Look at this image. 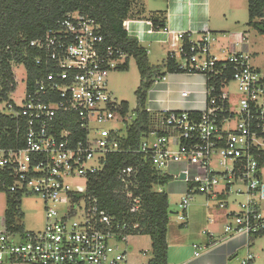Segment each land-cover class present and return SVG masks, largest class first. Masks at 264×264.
<instances>
[{
    "label": "built area",
    "instance_id": "obj_1",
    "mask_svg": "<svg viewBox=\"0 0 264 264\" xmlns=\"http://www.w3.org/2000/svg\"><path fill=\"white\" fill-rule=\"evenodd\" d=\"M192 35L172 33L177 43L171 42L169 56L177 59L182 73L205 76V109L147 106L150 126L137 150L127 143L137 112L131 114L129 105L125 112V102L108 89L110 74L125 67L129 56L108 44L100 24L79 11L69 12L30 43L37 51L36 77L30 82L23 65L27 75L22 97L16 99L15 90L0 102V195L8 200L0 264H127L128 252L120 245L130 237L124 233L126 224L88 196L90 181L104 171L108 156L122 152L142 155L161 175L185 185L177 213L182 224H187L197 195L205 196L208 205L214 202L229 221L220 241L205 231V245L244 236L247 257L240 264H255L253 239L264 233V73L248 53L226 59L212 55L210 30L200 32L199 40ZM165 80L159 77L155 85ZM231 82L239 93L234 102ZM188 94L184 91L182 97ZM138 175L133 166L117 174L131 213L139 212L142 204L131 190L137 188ZM28 196L44 205L45 222L38 232H26L17 223L22 199ZM231 205L237 211H228Z\"/></svg>",
    "mask_w": 264,
    "mask_h": 264
},
{
    "label": "trees",
    "instance_id": "obj_2",
    "mask_svg": "<svg viewBox=\"0 0 264 264\" xmlns=\"http://www.w3.org/2000/svg\"><path fill=\"white\" fill-rule=\"evenodd\" d=\"M141 2L143 0H0V102L6 100L17 88L13 63L25 65L30 82L36 77L37 51L30 48V43L55 27L67 13L79 11L100 24L108 44L119 47L128 54L129 60L134 58L136 61L140 73V83L135 92L138 101L137 120L127 143L137 150L142 132L150 126L148 96L156 80L168 73L181 72L177 59L170 56L162 65H153L148 49L126 31L124 23L129 18L139 17L143 11ZM248 13V25L264 35V0H248ZM149 19L155 30L166 28L165 11L152 13ZM129 60L121 70L128 69ZM226 75L230 80V68ZM218 88H221V84ZM123 106L126 112L128 103L125 102ZM260 165L264 167V152ZM132 166L139 169L137 188L131 189L142 200L137 213L130 212L124 185L117 178L121 169ZM171 181L172 178L161 175L149 162L144 161L142 155L122 152L108 156L104 171L94 176L88 187V196L96 199L101 209L126 224L125 234L150 236L152 248L148 264H169V197L165 192H160L159 188ZM13 209L9 212L10 222H13ZM185 225L181 224V227Z\"/></svg>",
    "mask_w": 264,
    "mask_h": 264
},
{
    "label": "crops",
    "instance_id": "obj_3",
    "mask_svg": "<svg viewBox=\"0 0 264 264\" xmlns=\"http://www.w3.org/2000/svg\"><path fill=\"white\" fill-rule=\"evenodd\" d=\"M231 8L239 10L243 7L242 0H143V11L139 17L129 18L125 22V28L131 37L136 38L144 47L148 49V55L151 59L154 54L159 55L164 62L172 51L171 42L177 41L172 33L193 32V39H200V32L210 30L214 38L212 44V55L222 59L228 56L244 53L242 50L230 51L226 57L223 55V46H239L244 39L242 33H228L226 27L236 23L233 19V12L228 10V3ZM141 8V9H142ZM237 13L235 15L238 14ZM165 11L167 22L165 30H155L148 22L149 16L154 12ZM226 12L228 14L224 13ZM222 15L226 20H222ZM152 22V21H151ZM153 23V22H152ZM234 42V43H233ZM231 48V47H230ZM166 80L156 85L152 96L151 107L157 110L168 109L174 111H195L200 112L205 109L206 104V79L199 74H188L182 72L168 73ZM152 91V90H151ZM150 91V94H151ZM188 92L187 97H182V92ZM263 182V175H262ZM264 185V183H263ZM185 194L186 187L183 185L178 191ZM264 198V186L262 189ZM264 202L261 200L260 204ZM189 211V210H188ZM178 213V210L176 214ZM178 215V214H177ZM192 219L194 212L191 213ZM225 212L217 215L214 219L215 228L208 231L215 237V241H220L224 237L223 229L228 222ZM189 222V215H188ZM187 222V223H188ZM181 227V224H180ZM171 225L168 227V262L169 264H228V261L238 257L243 250L246 238L244 236L235 237L225 243L214 247H207L209 237L202 240L203 244H197L196 239L186 240L184 234ZM182 228V227H181ZM177 229V230H176ZM183 235V236H182ZM259 238V237H258ZM253 239V245L255 240ZM131 245V255L133 261L140 259L142 264H148L145 261L144 252L152 248V241L148 235L130 236L126 246ZM127 250V249H126ZM200 252L196 257L195 253ZM130 257L128 253V262Z\"/></svg>",
    "mask_w": 264,
    "mask_h": 264
},
{
    "label": "rangeland",
    "instance_id": "obj_4",
    "mask_svg": "<svg viewBox=\"0 0 264 264\" xmlns=\"http://www.w3.org/2000/svg\"><path fill=\"white\" fill-rule=\"evenodd\" d=\"M228 3V10L233 12V19L236 20L232 26H227L228 33H242L244 38L238 47L232 44V46H223V55L220 57H226L227 53L237 50H242L244 53L251 55V63L255 66L256 69L264 73V35L259 34L253 27L248 25L249 22V13H248V0H242L243 7L239 10L236 8H231ZM238 14L235 15L237 13ZM226 13V12H224ZM227 14V13H226ZM228 18V14H227ZM222 20L226 18L222 15ZM234 43V42H233ZM172 47V46H171ZM172 49V48H171ZM150 59V57H149ZM159 55L154 54L151 57L150 62L153 65H162L163 62L160 60ZM224 59V58H222ZM13 73L17 79V88L15 91L16 99L20 100L22 97L23 91L25 89L26 82V70L25 67L21 64L12 65ZM205 78L203 74H199ZM140 83V73L134 58L129 60V66L127 70H117L110 74L108 89L112 93L113 97L116 98L119 102H126L129 105V111L131 114L135 113L138 107L137 96L135 94ZM156 85H154L151 94L148 96V107L151 105L153 92ZM229 92L231 93L232 101L238 98L239 93L237 91V86L234 82H231L229 85ZM165 173H170L166 170ZM263 183H264V167L262 169ZM183 184L179 181H171L165 186L160 187L159 189L165 192L169 197V219L173 227L179 228L182 224L179 220V215L176 214L178 210V205L180 204L183 194H180V188ZM238 202H245L246 197H234ZM7 197L0 195V233L3 232L2 221L5 217L7 211ZM215 203L210 202L208 205V199L205 196L197 195L191 202V206L188 211L189 222L184 226L180 227V231L184 234L186 240L196 239L197 244H203V239H205V231H213L216 227L214 219L217 215H220L222 211L214 207ZM261 209L264 211V202L261 203ZM192 211L194 216L192 219ZM228 211H237L235 205H231ZM21 213L22 217L17 221L18 224H21L26 232H38L43 229L45 222L44 215V205L38 197L28 196L23 197L21 202ZM214 227V228H213ZM177 230V229H176ZM183 236V235H182ZM255 244L251 246V253L255 257V264H264V236L257 238L254 242ZM120 244V243H119ZM121 249H127L130 257V264H142L140 259L133 261V256L131 255V245L126 246L125 244H120ZM145 261H148L151 257V248L144 252ZM247 257V249L243 248L240 255L230 261L228 264H240L243 259Z\"/></svg>",
    "mask_w": 264,
    "mask_h": 264
},
{
    "label": "water",
    "instance_id": "obj_5",
    "mask_svg": "<svg viewBox=\"0 0 264 264\" xmlns=\"http://www.w3.org/2000/svg\"><path fill=\"white\" fill-rule=\"evenodd\" d=\"M181 179H185V176L184 175H182V178Z\"/></svg>",
    "mask_w": 264,
    "mask_h": 264
}]
</instances>
